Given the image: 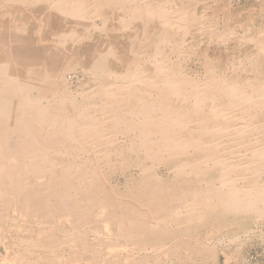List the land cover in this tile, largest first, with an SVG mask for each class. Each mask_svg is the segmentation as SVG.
<instances>
[{"label":"bare ground","instance_id":"1","mask_svg":"<svg viewBox=\"0 0 264 264\" xmlns=\"http://www.w3.org/2000/svg\"><path fill=\"white\" fill-rule=\"evenodd\" d=\"M9 4L25 32L9 29ZM243 10L233 0H0V214L36 215L45 231L20 238L9 264H33L29 255L65 243L55 232L67 226L77 246L84 224L109 216L153 248L264 217V5ZM221 18L224 31L244 30L232 48L248 61L219 43L229 38ZM187 49L202 76L186 71ZM76 65L97 83L73 94L65 73Z\"/></svg>","mask_w":264,"mask_h":264},{"label":"rangeland","instance_id":"2","mask_svg":"<svg viewBox=\"0 0 264 264\" xmlns=\"http://www.w3.org/2000/svg\"><path fill=\"white\" fill-rule=\"evenodd\" d=\"M233 1H234V7L243 8L247 13V15L248 14L250 15L252 12L259 14V12L262 10L264 5V0H233ZM10 4L9 7H7L8 9L7 12L10 11L9 13H7V17L12 18L10 19L12 22H10L9 29L11 30L16 29L15 33H19V34L23 33L26 31L27 28L25 27L26 24L25 21L23 20L24 14L23 15L17 14V11L19 10L20 12L21 9L20 8L16 9L15 5H10ZM32 16H34V13H32ZM95 21L101 24L102 18L100 17L95 18ZM221 21L222 18L217 20V22H220L219 30L221 32H226L229 29L228 34L226 32L227 37L229 38L228 39L225 38L224 42H219V43L221 45H224V48L229 46L227 50L228 52H230L229 54L233 57L232 61H235L234 58L237 57L239 59L237 58L238 60L236 59V61L239 62H245V60L248 61V59H246V55L244 52H241L240 49L238 52L237 49L233 50L232 48L235 44L236 39H238L239 36H241L239 33H242L243 35L244 30L236 28L233 25L232 27L233 30H230L231 28H227L226 31H224L225 29L223 27V21L222 22ZM39 24L41 25V21L39 22ZM253 24L254 26H256L258 22L255 21L253 22ZM229 32H231L230 34L233 33L232 36L229 35ZM226 34L224 33V35ZM234 35L235 37L233 38ZM229 40H231V43ZM225 45L227 46L225 47ZM184 52L182 53L181 58L183 57L182 62H184V60H186V62H184L183 65L186 67L190 65L187 68L185 67L186 71L191 73V75H194L192 73H196V74L199 73L202 76L203 75L202 73L204 72V68L200 64L202 63L201 59L199 60V58L201 57L198 56V53H196L192 49L184 50ZM195 60L197 63L195 62ZM86 72L88 71L85 70L82 65L80 66L76 65L74 68L68 70L65 73V84H66L67 92L71 93L73 91V94H78V92L81 90H85L86 88L89 89L95 86V82L97 83V81L92 79L94 78L92 74L90 75L89 72H88L89 74ZM34 93H36V91H34ZM57 94L58 95H56V98L57 100L58 99L60 100L61 95L59 92H57ZM56 116H57L56 120L61 118L60 116L58 117V114ZM65 145L68 146L69 144L66 143ZM158 173L161 175L162 179L164 180L167 179L169 180L173 175L172 173L166 172L164 169L163 170L159 169ZM117 179L122 180V182H124L125 180L124 176L118 173L115 174V176H113L112 182L117 183L118 182ZM261 182L264 183V177L261 178ZM120 185L122 186L123 183ZM6 200L8 205L10 202H12L10 201V199L6 198ZM9 209H8L9 213L6 211V213L3 212L0 214V264L10 263V261L6 259L8 252L7 250H15V251L19 250L21 248L19 243L20 238L36 239L37 237L42 236L43 232H45L44 230L41 229V225L38 223L40 222V218H37L36 215L33 216L31 219H27L24 216H21L22 214L20 215L18 212H15L14 208L10 209L12 212L9 211ZM13 217L15 221L12 220ZM19 218L20 219L22 218V221ZM241 218H242L241 225L240 224L229 225V226H223L221 228L218 226L214 228L203 227L202 230L200 231L198 230L199 234L197 235L199 236L200 239H196V237L192 233H189L188 235L182 234L177 237H171L164 243H158V245H156L153 248L151 244L147 245L146 247H141L138 244L139 242L138 236H133L130 234L129 236H124L125 234L120 232L116 224H114V221L111 222L113 218L109 216L107 220H104V223L103 221H100L99 223L92 222L89 224H84L79 229L80 231L77 232L76 239H74L76 240L75 244L77 246H72L71 244L70 245L68 244L71 242L72 238L70 239L66 238L65 235L66 233H70V232L73 233L74 230L68 229L69 226H67L66 229L64 230H56L55 233L58 236V238L62 239L63 242L65 243H61L57 245L52 251L47 250L45 253H42V257L45 256L46 260H41L42 257L41 258L39 256L35 257V255H29V257L30 258L33 257L35 259L33 264H115V263L116 264H264V217L262 218L259 216L256 217L244 216ZM33 224L35 225V227ZM104 224L105 225L108 224L110 226L108 225L105 226ZM107 226L108 228L109 227L110 228L108 229ZM88 228L91 229L89 230ZM30 230H32L33 233ZM94 230L96 232H94ZM81 231L83 232V234L81 233ZM21 232H23V235ZM97 232H98V237L96 236ZM15 235L16 237H14ZM65 239L67 242L65 241ZM90 240H92V242ZM112 244H113V249L110 248ZM142 249L144 250L147 249V250L143 251ZM32 250H34V248H32ZM102 251L103 252L105 251L106 253H103ZM196 251H198L199 253H197ZM97 253L100 254L97 255ZM99 255L101 257H99ZM38 258H40V260Z\"/></svg>","mask_w":264,"mask_h":264}]
</instances>
